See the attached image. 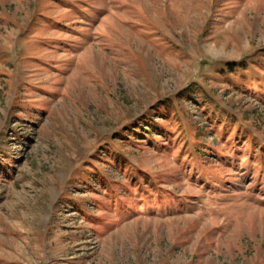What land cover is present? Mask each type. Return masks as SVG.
Segmentation results:
<instances>
[{
  "label": "rangeland",
  "instance_id": "obj_1",
  "mask_svg": "<svg viewBox=\"0 0 264 264\" xmlns=\"http://www.w3.org/2000/svg\"><path fill=\"white\" fill-rule=\"evenodd\" d=\"M0 264H264V0H0Z\"/></svg>",
  "mask_w": 264,
  "mask_h": 264
},
{
  "label": "trees",
  "instance_id": "obj_2",
  "mask_svg": "<svg viewBox=\"0 0 264 264\" xmlns=\"http://www.w3.org/2000/svg\"><path fill=\"white\" fill-rule=\"evenodd\" d=\"M248 136H249L250 138H252L253 135H252V134H249ZM204 144H207V142L204 141ZM258 144L260 145V142H258ZM260 146H261V145H260ZM199 150H200L199 147H198V148L196 147V151H197L198 153H199Z\"/></svg>",
  "mask_w": 264,
  "mask_h": 264
}]
</instances>
